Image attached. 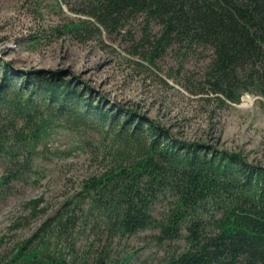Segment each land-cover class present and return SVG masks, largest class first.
<instances>
[{"label":"trees","instance_id":"obj_1","mask_svg":"<svg viewBox=\"0 0 264 264\" xmlns=\"http://www.w3.org/2000/svg\"><path fill=\"white\" fill-rule=\"evenodd\" d=\"M76 12L88 19L66 28L80 35L92 28L118 31L141 15L157 26L145 37L152 53L209 48L199 92L218 103H237L245 92L264 97V0H88ZM3 67L0 197L11 183L28 182L34 158L43 153L39 144L56 120L108 132L117 146L112 165L87 177L0 264H130V253L116 257L102 248L78 255L73 242L67 251L57 246L86 228L108 239L151 230L161 264H264V165L171 140L131 111L93 105L58 77L30 75L29 82L15 83V72ZM41 204L42 198L28 201L30 218L45 210Z\"/></svg>","mask_w":264,"mask_h":264},{"label":"rangeland","instance_id":"obj_2","mask_svg":"<svg viewBox=\"0 0 264 264\" xmlns=\"http://www.w3.org/2000/svg\"><path fill=\"white\" fill-rule=\"evenodd\" d=\"M87 2L0 0V82L3 64L15 72V83L29 82L30 75L58 77L77 87L93 105L112 113L117 107L131 111L133 118L150 120L171 140L206 145L208 152H237L264 165V97L245 92L239 102L224 105L211 94L200 93L211 50L198 46L152 53L145 37L157 26L146 25L141 15L124 20L118 31L92 28L81 35L69 31L66 26L88 19L76 12ZM51 125L49 136L39 144L43 153L34 158L28 182L11 183L0 197V261L74 196L87 177L114 162L117 145L110 133L62 125L61 120ZM36 198H42L45 210L30 218L28 201ZM152 232L108 239L86 228L57 246L67 251L73 242L78 255L89 249L94 256L104 248L116 257L132 254L130 264H161L163 251L149 239Z\"/></svg>","mask_w":264,"mask_h":264}]
</instances>
